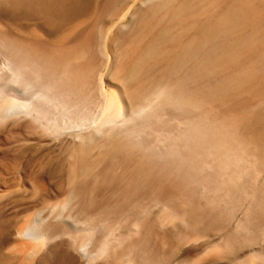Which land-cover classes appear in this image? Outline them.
Returning <instances> with one entry per match:
<instances>
[{
  "label": "bare ground",
  "instance_id": "obj_1",
  "mask_svg": "<svg viewBox=\"0 0 264 264\" xmlns=\"http://www.w3.org/2000/svg\"><path fill=\"white\" fill-rule=\"evenodd\" d=\"M19 126L68 147L0 264H264V0H0Z\"/></svg>",
  "mask_w": 264,
  "mask_h": 264
},
{
  "label": "rangeland",
  "instance_id": "obj_2",
  "mask_svg": "<svg viewBox=\"0 0 264 264\" xmlns=\"http://www.w3.org/2000/svg\"><path fill=\"white\" fill-rule=\"evenodd\" d=\"M4 129L0 128V155H3V157L0 156V164H4V166L2 164L0 166V222L15 225L18 221L22 222L29 216H33L35 211H37V205H39V199L33 192L29 191V183L31 184L29 177L34 178V176L36 177L42 172L41 179L45 183L48 182L46 184L50 185H48L49 188L55 185V183L59 184V180H53V178L60 171L68 142L65 140L62 142L58 141V143L48 140H44V142L41 139L37 141V139L33 138L34 135L32 136V132H35V130L29 129L26 126H19L16 129L10 128V130L9 128ZM21 136H27V138L25 137V140L23 138L21 140ZM14 159L16 160L17 167L16 169L15 167L11 169L7 166V163H11ZM57 160L58 162H56ZM56 171L58 172L54 174ZM45 176L46 178H43ZM48 193L49 191H46L44 195L46 196ZM6 232H3L2 235L0 234V248H4L9 244L11 228L9 227ZM199 243L201 247L200 245L196 248L192 247L193 249H189L190 251H188L189 256L197 260L203 258L208 248V244L204 243L202 245L203 241H199ZM72 262L69 260V263L72 264Z\"/></svg>",
  "mask_w": 264,
  "mask_h": 264
}]
</instances>
